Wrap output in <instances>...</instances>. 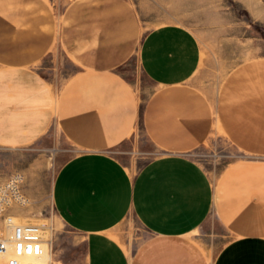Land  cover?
Returning a JSON list of instances; mask_svg holds the SVG:
<instances>
[{
	"label": "crops",
	"instance_id": "0c3cea01",
	"mask_svg": "<svg viewBox=\"0 0 264 264\" xmlns=\"http://www.w3.org/2000/svg\"><path fill=\"white\" fill-rule=\"evenodd\" d=\"M60 17L46 0H0V146L55 127L85 148L53 188L58 219L84 239L82 264H264V57L213 95L189 86L202 47L188 26L143 31L131 0H70ZM58 51L75 68L63 85L43 74ZM133 57L155 86L143 103L122 72ZM138 126L161 154L131 172L110 149ZM215 129L244 152L216 181L191 156ZM129 214L149 233L134 252L113 234ZM211 217L228 234L217 250L196 233Z\"/></svg>",
	"mask_w": 264,
	"mask_h": 264
},
{
	"label": "rangeland",
	"instance_id": "374dc122",
	"mask_svg": "<svg viewBox=\"0 0 264 264\" xmlns=\"http://www.w3.org/2000/svg\"><path fill=\"white\" fill-rule=\"evenodd\" d=\"M59 18L70 0H46ZM147 31L165 23H179L191 28L202 47V63L189 86L215 94L234 67L251 58L264 57V0H131ZM75 71L62 51L48 55L43 74L54 84H66ZM132 90L141 103L154 92L155 86L143 73L137 57L122 69ZM45 137L20 148L0 146V183L14 173L23 176L22 191L26 202L10 209L20 224L41 225L51 235L56 264H82L84 239L67 228L57 217L53 205V188L57 173L64 163L85 148L66 137L60 129L52 128ZM111 153L131 172H137L148 161L161 154L147 139L142 127L119 144ZM219 130L191 152V156L216 181L223 172L243 156ZM0 220V230L3 227ZM212 230H199L203 243L219 249L228 239L225 230L214 217L203 225ZM114 236L133 252L149 237L141 222L129 214L113 229ZM7 258L0 264H6ZM54 264V263H53Z\"/></svg>",
	"mask_w": 264,
	"mask_h": 264
},
{
	"label": "built area",
	"instance_id": "2783aa9c",
	"mask_svg": "<svg viewBox=\"0 0 264 264\" xmlns=\"http://www.w3.org/2000/svg\"><path fill=\"white\" fill-rule=\"evenodd\" d=\"M23 176L14 173L0 183V255L6 264H44L46 254L44 230L37 224H20L10 214L15 205L26 202L22 191ZM51 243V242H50Z\"/></svg>",
	"mask_w": 264,
	"mask_h": 264
},
{
	"label": "bare ground",
	"instance_id": "6f19581e",
	"mask_svg": "<svg viewBox=\"0 0 264 264\" xmlns=\"http://www.w3.org/2000/svg\"><path fill=\"white\" fill-rule=\"evenodd\" d=\"M44 236L45 238H47V240L49 241V244L45 243V250H46V254H45V258H44V264H51V256H50V249L49 251L47 250V246L50 247L51 246V235H49L48 231H44ZM0 259L3 260L5 259L4 256L0 255Z\"/></svg>",
	"mask_w": 264,
	"mask_h": 264
}]
</instances>
